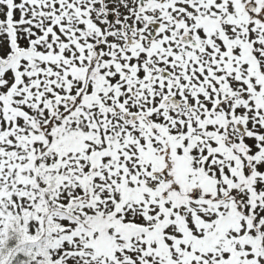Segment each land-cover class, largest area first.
Listing matches in <instances>:
<instances>
[{
  "label": "snow or ice",
  "instance_id": "6c2138e0",
  "mask_svg": "<svg viewBox=\"0 0 264 264\" xmlns=\"http://www.w3.org/2000/svg\"><path fill=\"white\" fill-rule=\"evenodd\" d=\"M0 264H264V0H0Z\"/></svg>",
  "mask_w": 264,
  "mask_h": 264
}]
</instances>
